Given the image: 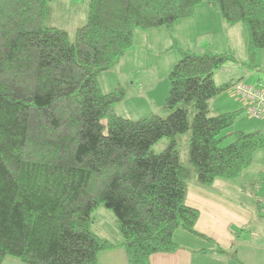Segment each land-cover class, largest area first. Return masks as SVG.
I'll return each instance as SVG.
<instances>
[{
	"label": "trees",
	"instance_id": "1",
	"mask_svg": "<svg viewBox=\"0 0 264 264\" xmlns=\"http://www.w3.org/2000/svg\"><path fill=\"white\" fill-rule=\"evenodd\" d=\"M52 1L0 0V264L7 257L99 264L101 253L117 247L129 264H151L154 254L180 248L179 230L212 242L196 229L199 210L185 203L193 169L180 159L177 136L191 132L189 160L205 187L237 181L264 149L260 130L236 131L221 146L241 110L211 114L210 102L240 82L218 85L214 73L234 56L180 49L167 117H122L114 104L125 90L104 93L99 83L133 47L137 29L171 30L203 0H91L74 41L46 25ZM206 1L228 25L247 26L254 68L264 49V0ZM162 138L169 144L156 154L151 148ZM99 206L114 213L119 243L93 231Z\"/></svg>",
	"mask_w": 264,
	"mask_h": 264
},
{
	"label": "rangeland",
	"instance_id": "2",
	"mask_svg": "<svg viewBox=\"0 0 264 264\" xmlns=\"http://www.w3.org/2000/svg\"><path fill=\"white\" fill-rule=\"evenodd\" d=\"M90 1H52L49 3L46 25L66 31L70 41H74L77 30L87 23ZM249 38L246 25L242 23L228 25L222 14L208 1L203 0L195 7L192 16L178 20L171 30L165 26L146 30L137 29L133 47L100 74V87L104 93L112 92L118 86L125 90L124 99L114 104L116 113L122 117L132 120L145 119L155 114L167 117L168 112L164 105L170 90L169 73L181 59L180 49L197 54L206 52L231 54L235 60L228 61L215 71V82L218 85L232 82L255 85L259 79L264 78V53H262L264 49L257 51L255 67L249 68ZM247 104L248 100L236 93L235 88L232 87L211 100V114L241 110L234 125L221 133V137L224 138L222 147L233 142L232 133L236 131L264 132V115L260 118L251 116ZM190 139V131L177 136L180 159L193 169L192 176L187 181L188 191L185 203L197 208L201 219L205 222V186L197 182V171L189 160ZM168 144L169 139L162 138L152 146L151 150L159 154ZM256 154L254 162L244 170L235 183L236 186L246 187V190L237 193L231 191L233 197L240 196L250 200L264 194V149L258 150ZM215 191L218 192L217 189ZM253 202L256 206V199ZM115 220L112 211L99 206L93 212L92 229L101 237L116 243L121 239ZM201 233L205 234V232ZM209 247L216 249L215 243L210 244ZM198 256L200 258V255ZM199 260V264L214 263L211 255ZM153 262L156 264L154 260ZM3 264L22 263L15 258L7 257Z\"/></svg>",
	"mask_w": 264,
	"mask_h": 264
},
{
	"label": "crops",
	"instance_id": "3",
	"mask_svg": "<svg viewBox=\"0 0 264 264\" xmlns=\"http://www.w3.org/2000/svg\"><path fill=\"white\" fill-rule=\"evenodd\" d=\"M218 181L222 180L215 181L211 187H205V222L199 215L197 223L200 232H205L210 238L214 236L217 241L211 238L212 242H208L179 230L175 234V240L180 248L174 253L154 254L152 264L153 260L156 264H199V259L208 255L213 256V264H264V216L260 214L258 205L262 195L250 200L240 196L233 197L231 191L243 192L246 187L236 186V181ZM254 199L257 201L256 206ZM215 214L217 215L211 219ZM212 243H215L216 249L209 247ZM203 249L213 250V253L201 254L199 251ZM218 249L225 252L218 253ZM99 264L129 262L125 250L117 247L101 253Z\"/></svg>",
	"mask_w": 264,
	"mask_h": 264
},
{
	"label": "built area",
	"instance_id": "4",
	"mask_svg": "<svg viewBox=\"0 0 264 264\" xmlns=\"http://www.w3.org/2000/svg\"><path fill=\"white\" fill-rule=\"evenodd\" d=\"M234 88L236 93L248 100L247 108L251 116L260 118L264 115V79L259 80L255 85L240 82Z\"/></svg>",
	"mask_w": 264,
	"mask_h": 264
},
{
	"label": "bare ground",
	"instance_id": "5",
	"mask_svg": "<svg viewBox=\"0 0 264 264\" xmlns=\"http://www.w3.org/2000/svg\"><path fill=\"white\" fill-rule=\"evenodd\" d=\"M260 80V79H259Z\"/></svg>",
	"mask_w": 264,
	"mask_h": 264
}]
</instances>
